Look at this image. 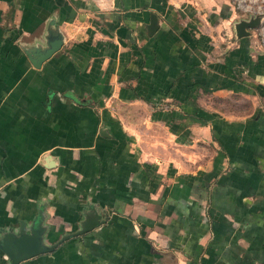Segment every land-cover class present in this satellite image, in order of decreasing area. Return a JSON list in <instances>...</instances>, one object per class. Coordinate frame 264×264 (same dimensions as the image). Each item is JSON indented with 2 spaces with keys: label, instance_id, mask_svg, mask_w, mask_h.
<instances>
[{
  "label": "crops",
  "instance_id": "obj_1",
  "mask_svg": "<svg viewBox=\"0 0 264 264\" xmlns=\"http://www.w3.org/2000/svg\"><path fill=\"white\" fill-rule=\"evenodd\" d=\"M230 10L0 0V227L36 218L52 243L100 215L17 264L264 259V52ZM51 18L62 43L35 67L23 48Z\"/></svg>",
  "mask_w": 264,
  "mask_h": 264
},
{
  "label": "water",
  "instance_id": "obj_2",
  "mask_svg": "<svg viewBox=\"0 0 264 264\" xmlns=\"http://www.w3.org/2000/svg\"><path fill=\"white\" fill-rule=\"evenodd\" d=\"M259 22V16H250L248 19L239 18L233 22V31L236 37L245 36L249 33L248 27L255 26ZM156 28V17L152 13L147 24L148 33ZM63 35L58 29L53 18L49 19L45 28L42 43H35L23 48L29 62L38 67L40 63L56 51L62 43ZM91 210H93L91 208ZM90 211V209H89ZM100 221L97 212H85L79 222V228L72 233H64L52 243L44 240L46 226L39 219H31L30 222L19 220L16 226L0 227V251L8 264H17L19 261L50 250L57 243L68 237L86 231Z\"/></svg>",
  "mask_w": 264,
  "mask_h": 264
},
{
  "label": "rangeland",
  "instance_id": "obj_3",
  "mask_svg": "<svg viewBox=\"0 0 264 264\" xmlns=\"http://www.w3.org/2000/svg\"><path fill=\"white\" fill-rule=\"evenodd\" d=\"M231 7V12L229 17L227 18L228 23V31L233 35L232 25L233 22L239 18L248 19L250 16L258 15L259 22L252 27H248L250 33H252L255 37V41L257 45H259V50L264 52V0H226ZM244 99V98H243ZM241 99V104L246 103L245 99ZM245 105V104H244ZM201 147V146H200ZM171 149L168 146H163V154H161V158L166 159L165 152ZM181 157H185L186 155L180 154ZM202 158V157H201ZM199 158L198 160H200Z\"/></svg>",
  "mask_w": 264,
  "mask_h": 264
},
{
  "label": "built area",
  "instance_id": "obj_4",
  "mask_svg": "<svg viewBox=\"0 0 264 264\" xmlns=\"http://www.w3.org/2000/svg\"><path fill=\"white\" fill-rule=\"evenodd\" d=\"M253 264H264V259L261 260V261H257V262H255V263H253Z\"/></svg>",
  "mask_w": 264,
  "mask_h": 264
}]
</instances>
